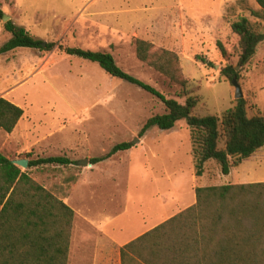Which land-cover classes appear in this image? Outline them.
I'll list each match as a JSON object with an SVG mask.
<instances>
[{
    "label": "rangeland",
    "instance_id": "rangeland-1",
    "mask_svg": "<svg viewBox=\"0 0 264 264\" xmlns=\"http://www.w3.org/2000/svg\"><path fill=\"white\" fill-rule=\"evenodd\" d=\"M0 11L45 45L56 44L49 52L20 48L0 55V98L23 110L12 133L0 131V154L11 160L73 161L28 173L53 195L70 199L72 226L83 229V237H95L91 223L126 236L132 226L150 225L162 209L184 208L196 187L264 183V147L228 176L209 161L196 178L186 121L169 131L153 127L139 137L147 119L165 112L159 99L59 49L109 53L124 72L166 98L183 104L196 97L197 116L220 117L236 105L235 88L221 74L231 65L237 67L247 115L264 117V41L241 68L238 37L231 31V24L245 17L264 34V12L254 0H0ZM10 38L0 20V47ZM138 40L177 55L184 85L139 61ZM135 139L130 150L102 163L78 164ZM219 236L216 241L224 237ZM261 243L258 249L264 238ZM246 251V264H264V249Z\"/></svg>",
    "mask_w": 264,
    "mask_h": 264
},
{
    "label": "trees",
    "instance_id": "trees-1",
    "mask_svg": "<svg viewBox=\"0 0 264 264\" xmlns=\"http://www.w3.org/2000/svg\"><path fill=\"white\" fill-rule=\"evenodd\" d=\"M254 1L264 12V0ZM3 16L0 11V20ZM4 29L11 38L0 47V55L20 48L49 52L56 46L55 43L45 45L12 21L4 23ZM231 31L238 37L237 66L242 68L255 55L258 45L264 41V34L256 32L245 17L233 22ZM218 47L226 56L220 43ZM59 49L66 55L95 63L108 76L159 99L165 112L147 119L139 137L153 127L169 131L179 121H186L191 131L196 178L203 175L209 161L219 165L222 176H228L231 169L239 167L264 147V117H249L243 99L237 100L236 105L220 117L197 116L194 114L198 104L196 97H187L183 104L166 98L152 86L124 72L109 53L70 47ZM136 56L139 61L184 85L179 59L174 53L156 50L151 43L138 40ZM196 59L209 64L201 57L196 56ZM221 74L231 82L239 77L237 67L231 65L223 68ZM22 117L20 107L0 98V131L12 133ZM221 141L222 148L219 147ZM132 147V143L122 142L89 163H102ZM74 164L66 157L50 156L28 160V167L23 170L0 154V228L5 233L0 264L68 263L74 211L34 181L28 170ZM194 192L196 203L193 206L124 245L120 250L121 264H246L248 261L244 258L250 253L245 252L246 249L255 253L264 249V246L258 249L264 238V183L196 187ZM33 234L46 245L43 257L36 260L24 256L21 249V245L33 243ZM219 235L224 237L216 241Z\"/></svg>",
    "mask_w": 264,
    "mask_h": 264
},
{
    "label": "crops",
    "instance_id": "crops-1",
    "mask_svg": "<svg viewBox=\"0 0 264 264\" xmlns=\"http://www.w3.org/2000/svg\"><path fill=\"white\" fill-rule=\"evenodd\" d=\"M191 192L194 193V197L191 195L192 197L190 198L189 202H187L188 204H186L184 208H177L175 210H168L166 212L163 211L164 209H162L159 211V213L157 214L158 216L156 215L157 217L154 218V221H152L150 225L142 228H139L136 225L132 226L128 229L127 235L125 233L126 236H123V233L109 234L105 232L103 226L91 223L92 225H94V227L97 228L96 235L92 239H90L89 237L85 238L83 237L85 235L81 233L84 232V230L80 229V231H77L75 230V227L73 225L71 229L67 264H121L120 250L124 245L151 231L153 228L179 214L180 212L185 211L187 208L193 206L196 203L195 192L194 190H191ZM69 200L70 199L67 198L63 201L73 210V208L69 205ZM174 211L175 213L172 214ZM80 233L82 235H80ZM34 234L33 243L29 245L23 244L21 245V249L22 251H24V256L36 260L41 256L43 257V250L44 248H46V245L39 238H35ZM4 235V230L0 228V248H2V246H4L5 244ZM26 250L28 251V253L26 252Z\"/></svg>",
    "mask_w": 264,
    "mask_h": 264
},
{
    "label": "water",
    "instance_id": "water-1",
    "mask_svg": "<svg viewBox=\"0 0 264 264\" xmlns=\"http://www.w3.org/2000/svg\"><path fill=\"white\" fill-rule=\"evenodd\" d=\"M9 19H10L9 16L4 15L3 18H2V21L4 23H6V22L9 21ZM232 85L235 88V95H234L235 99H237V100L242 99L243 94H242L240 85L238 84L236 78H233ZM137 142H139V139H135V141L132 144L137 143ZM12 162H13V164L19 166L20 168H22L24 170H26L27 167H28V161L26 159L13 160ZM78 164L79 165H83V166H88V167L92 166V164H90L87 159H84V160L80 161Z\"/></svg>",
    "mask_w": 264,
    "mask_h": 264
}]
</instances>
